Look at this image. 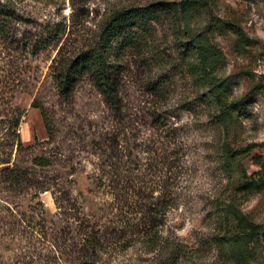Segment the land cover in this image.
I'll return each instance as SVG.
<instances>
[{
	"label": "rangeland",
	"instance_id": "rangeland-1",
	"mask_svg": "<svg viewBox=\"0 0 264 264\" xmlns=\"http://www.w3.org/2000/svg\"><path fill=\"white\" fill-rule=\"evenodd\" d=\"M10 1L0 264H80L85 236L95 264H264V0ZM155 1L167 12L110 52L117 114L86 73L58 95L61 41L74 55ZM55 24L62 40L32 53Z\"/></svg>",
	"mask_w": 264,
	"mask_h": 264
},
{
	"label": "trees",
	"instance_id": "trees-1",
	"mask_svg": "<svg viewBox=\"0 0 264 264\" xmlns=\"http://www.w3.org/2000/svg\"><path fill=\"white\" fill-rule=\"evenodd\" d=\"M12 8L13 2L10 0H7L4 5H0V31H4L7 21L11 18ZM165 12H167V5L162 1H155L142 7L120 9L110 15L104 23L98 41L86 45L74 55L71 54L72 51L63 49L66 47L64 41H61L63 31L56 24L47 27L44 34L35 38L29 47L32 53H36L49 45L55 48L61 41L53 58L54 65L51 72V78L58 95L62 98L67 97L72 84L81 74L86 73L108 108L117 114L120 108L116 85L120 70L110 64V52L128 46L131 40L130 34L135 36L136 31L144 30L149 22H158L161 14ZM113 40L118 41L113 43ZM31 164L35 166L49 165L48 161L41 157L33 158ZM161 201H171L170 195L166 196L164 192H161ZM99 246L91 236H85L77 250L80 264H95L96 248Z\"/></svg>",
	"mask_w": 264,
	"mask_h": 264
}]
</instances>
